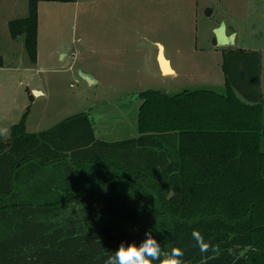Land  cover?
I'll list each match as a JSON object with an SVG mask.
<instances>
[{
	"label": "trees",
	"instance_id": "obj_1",
	"mask_svg": "<svg viewBox=\"0 0 264 264\" xmlns=\"http://www.w3.org/2000/svg\"><path fill=\"white\" fill-rule=\"evenodd\" d=\"M40 1L9 22L31 62ZM223 69L222 92L141 91L132 138L87 111L29 132L26 110L0 133V264H104L149 232L181 264H264L262 52L227 48Z\"/></svg>",
	"mask_w": 264,
	"mask_h": 264
},
{
	"label": "rangeland",
	"instance_id": "obj_2",
	"mask_svg": "<svg viewBox=\"0 0 264 264\" xmlns=\"http://www.w3.org/2000/svg\"><path fill=\"white\" fill-rule=\"evenodd\" d=\"M7 12L11 18L26 15L28 0H12ZM222 21L236 33L231 46L216 41ZM39 25L37 66L29 62L24 37L0 34V54L10 67L0 69L5 139L26 110L30 132L87 111L98 137H135L141 91H224L227 47L262 52L264 100V0H43ZM159 42L175 73L162 70ZM81 71L98 81L88 82Z\"/></svg>",
	"mask_w": 264,
	"mask_h": 264
},
{
	"label": "clouds",
	"instance_id": "obj_3",
	"mask_svg": "<svg viewBox=\"0 0 264 264\" xmlns=\"http://www.w3.org/2000/svg\"><path fill=\"white\" fill-rule=\"evenodd\" d=\"M202 247H206V245H202ZM161 256L167 257L162 260L161 264H181L178 259L182 256L181 250L174 248L170 253L162 252L160 243L149 232L139 244L121 242L114 254L108 256L104 264H152L153 260L160 261Z\"/></svg>",
	"mask_w": 264,
	"mask_h": 264
},
{
	"label": "crops",
	"instance_id": "obj_4",
	"mask_svg": "<svg viewBox=\"0 0 264 264\" xmlns=\"http://www.w3.org/2000/svg\"><path fill=\"white\" fill-rule=\"evenodd\" d=\"M48 1H53V0H48ZM67 1H73V0H67ZM11 2H12V0H0V34H9V35H12V36H14V37H16L15 35H13V33H12V31H11V29H10V25H9V22H10V20L11 19H13V18H11V16H10V14L7 12L8 10H10L11 9ZM43 2V0H41L40 2H39V4H38V30H39V27H40V9H41V3ZM16 4V3H15ZM15 4H14V6H15ZM23 6H25V4L23 3ZM22 11H23V13H24V11H25V9H22ZM28 12H29V8H28ZM28 12H27V14H28ZM26 14V15H27ZM25 14L24 15H22L21 14V16H19V17H24V16H26ZM14 18H18V17H14ZM226 30H227V28H226ZM228 32V31H227ZM21 37H24L25 38V35L23 34V35H20ZM38 36H39V31H38ZM38 39H39V37H38ZM39 41V40H38ZM235 41H236V37H235ZM159 45L161 46V48L159 49V51H161L162 50V52H163V54H164V56L166 57V59L169 61V64H170V67L172 68V72L173 73H175V70L173 69V67H172V63H171V60H170V58L169 57H167V55L165 54V45H163L161 42H159ZM228 48V47H227ZM226 48V49H227ZM244 49H253V48H249V47H244ZM25 50H26V48H25ZM27 51V50H26ZM159 53V52H158ZM28 54V53H27ZM3 54H0V56H1V58H2V62L0 63V69L1 70H4V69H10V67L9 66H7V64H6V62H5V60H4V58H3V56H2ZM160 56V55H159ZM29 57V56H28ZM29 62H31V60H30V58H29ZM31 64H33V65H38V64H40V55H39V52H38V55H37V61L36 62H31ZM37 68V67H36ZM262 70H263V64H262ZM85 72H88V71H85ZM165 72V71H164ZM261 80H262V72H261ZM95 81H98V79L97 80H95ZM23 83V80H20V84H22ZM31 89H33L34 91H39V93L38 94H44L45 92L42 90V89H40V88H38V87H36V86H32L31 87ZM263 115H264V112H263ZM20 120V119H19ZM16 123V122H15ZM15 123H13V124H15ZM9 124V123H8ZM12 124V125H13ZM10 125V124H9ZM8 125V126H9ZM26 126H27V130H28V119H27V122H26ZM95 131V130H94ZM137 131H138V114H137ZM11 132V131H10ZM30 132V131H29ZM34 132H36V131H34ZM1 133V132H0ZM2 134V133H1ZM95 134H96V132H95ZM2 135H4V134H2ZM139 135V131H138V134H137V136ZM9 136H10V134H9ZM97 136V135H96ZM4 137V136H3ZM98 137V136H97ZM136 137V136H135ZM5 138V137H4ZM9 138V137H8ZM98 138H100V137H98ZM103 139V138H102Z\"/></svg>",
	"mask_w": 264,
	"mask_h": 264
},
{
	"label": "water",
	"instance_id": "obj_5",
	"mask_svg": "<svg viewBox=\"0 0 264 264\" xmlns=\"http://www.w3.org/2000/svg\"><path fill=\"white\" fill-rule=\"evenodd\" d=\"M20 36V35H19ZM215 36H216V41L219 45H227V46H231L235 43V36L236 33L232 32V33H228L226 30V24L224 21L221 22V24L215 28ZM161 48V46H160ZM159 55H160V51H159ZM159 61H160V65L162 67V70H164L163 66H162V62L159 56ZM171 72V71H168ZM82 76L88 81V82H95V78L91 73L85 72V71H81ZM36 94L39 93V91H35Z\"/></svg>",
	"mask_w": 264,
	"mask_h": 264
},
{
	"label": "bare ground",
	"instance_id": "obj_6",
	"mask_svg": "<svg viewBox=\"0 0 264 264\" xmlns=\"http://www.w3.org/2000/svg\"><path fill=\"white\" fill-rule=\"evenodd\" d=\"M160 59H161V62H162V66L165 70V72H168V71H173L172 68L170 67V64H169V61L166 59V57L164 56L162 50L160 51Z\"/></svg>",
	"mask_w": 264,
	"mask_h": 264
}]
</instances>
